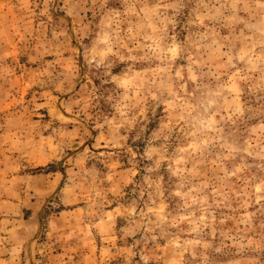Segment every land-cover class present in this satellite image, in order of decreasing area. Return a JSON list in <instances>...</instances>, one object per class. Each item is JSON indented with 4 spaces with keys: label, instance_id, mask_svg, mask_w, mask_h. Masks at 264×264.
<instances>
[{
    "label": "rangeland",
    "instance_id": "rangeland-1",
    "mask_svg": "<svg viewBox=\"0 0 264 264\" xmlns=\"http://www.w3.org/2000/svg\"><path fill=\"white\" fill-rule=\"evenodd\" d=\"M0 264H264V0H0Z\"/></svg>",
    "mask_w": 264,
    "mask_h": 264
}]
</instances>
